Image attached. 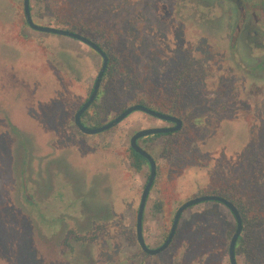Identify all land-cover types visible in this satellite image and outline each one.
<instances>
[{
  "label": "rangeland",
  "instance_id": "obj_1",
  "mask_svg": "<svg viewBox=\"0 0 264 264\" xmlns=\"http://www.w3.org/2000/svg\"><path fill=\"white\" fill-rule=\"evenodd\" d=\"M255 1L29 0L34 23L80 33L115 63L112 81L99 83L100 124L118 106L142 100L168 113L176 99L180 129L137 141L155 161L148 247L200 195L227 193L245 220H264V12ZM99 65L82 42L29 28L21 0H0V264H229L234 220L217 201L187 207L166 249L139 253L134 218L148 166L128 140L168 123L133 111L108 130L79 132L72 116ZM183 68L191 76L175 95ZM258 234L264 242V224Z\"/></svg>",
  "mask_w": 264,
  "mask_h": 264
},
{
  "label": "water",
  "instance_id": "obj_2",
  "mask_svg": "<svg viewBox=\"0 0 264 264\" xmlns=\"http://www.w3.org/2000/svg\"><path fill=\"white\" fill-rule=\"evenodd\" d=\"M21 7H22V14H23L24 22L29 28L33 30H37V31L59 34V35H63V36L76 39L82 42L83 44H85L86 46H88L95 53H97L100 57V65L96 72L94 81L92 83L91 90L89 94L87 95L86 99L74 111L73 116H72V122L79 132L83 134H96V133H100L102 131L108 130L112 128L113 126H115L118 122H120L123 118H125L129 113L133 111H141L145 113L146 115L172 123V125L170 126H158V127L156 126V127L141 128V129L134 131L129 136V140H128L129 148L133 152L140 155L146 161L147 166H148V175H147L146 181L139 194V199H138L136 212H135V219H134L135 241L137 242L139 249L145 254H149V255H153V254L159 253L160 251L164 250L169 244L174 234L178 218L181 212L185 208L191 205H194L196 203L202 202V201H217L221 203L222 205H224L229 210L232 217L234 218V222H235L234 229L227 243V259H228L229 264H236L235 257H234V245L241 231V218H240V215L236 207L229 200L219 195H216V194L200 195V196L193 197L191 199H188L180 203L176 207L172 215L169 230L164 240L157 247L151 248L146 245L143 239V236H142L141 222H142V214H143V209L145 206L146 198L148 195V191L150 189V186L153 182L154 175H155V161L146 150H144L137 144V139L140 137H144V136L152 135V134H166V133L175 132L181 127V119L174 115L162 113L157 110L151 109L145 105L134 103V104L127 105L126 107L121 109L118 113H116L112 118H110L109 120H107L106 122L98 126L90 127V126L84 125L80 120V115L89 107V105L92 103V101L95 98L102 74L105 70V67L108 61V57L106 53L101 49L99 45H97L92 40L86 38L85 36L81 35L80 33H77V32H74L68 29H64V28H57L53 26L40 25V24L34 23L30 15L29 0H21Z\"/></svg>",
  "mask_w": 264,
  "mask_h": 264
},
{
  "label": "trees",
  "instance_id": "obj_3",
  "mask_svg": "<svg viewBox=\"0 0 264 264\" xmlns=\"http://www.w3.org/2000/svg\"><path fill=\"white\" fill-rule=\"evenodd\" d=\"M247 0H242V2ZM255 6L259 7V10L264 12V0H256L254 3ZM87 38V37H86ZM104 51V50H103ZM105 52V51H104ZM106 53V52H105ZM259 66V64H257ZM115 71V63L111 62L108 58L107 66L102 74L101 81L102 80H109L112 81L113 74ZM191 74L189 71H187L185 68L181 69L177 73V79L175 80V86L172 89V92L177 95V89L179 88L180 84L182 83V80L186 77H190ZM100 87V86H99ZM97 90V93L95 95L94 100L89 105V107L80 115L81 122L84 123L85 120H88L90 124H88L90 127L98 126L100 125L101 121L105 118L107 114V108L106 104L103 101L102 93L103 91L101 89ZM174 95V96H175ZM176 97V96H175ZM173 100H176L175 98L172 99L171 107L173 108L175 106V103ZM138 104L145 105L147 107L152 108L151 106L145 104L142 100L137 102ZM170 107V114H173L172 108ZM123 107L118 106L113 108V111H116L117 109L120 111ZM176 108V106L174 107ZM159 112H162L160 109L152 108ZM86 125V126H88ZM171 134V133H167ZM161 135V134H159ZM130 149V148H129ZM131 153L135 158L138 160L146 162L140 155L133 152L130 149ZM138 166V163H135V167ZM217 195H220L228 200H230L234 206L236 207L242 221V229L241 233L238 236L236 243L234 245V254L241 255L244 264H264V242L259 238V229L264 224V220L261 217L252 218V220L248 221L245 220V213L246 210L240 203H237L235 200L230 198L227 193H215Z\"/></svg>",
  "mask_w": 264,
  "mask_h": 264
},
{
  "label": "flooded vegetation",
  "instance_id": "obj_4",
  "mask_svg": "<svg viewBox=\"0 0 264 264\" xmlns=\"http://www.w3.org/2000/svg\"><path fill=\"white\" fill-rule=\"evenodd\" d=\"M246 10L245 9H243L242 11H241V13L243 14H246L247 13V11L245 12ZM243 19H244V17H243ZM75 32V31H74ZM84 36V35H83ZM98 45V44H97ZM261 47H262V50H264V47H263V44H261ZM102 49V48H101ZM103 50V49H102ZM107 55V54H106ZM108 57V56H107ZM107 63H108V61H107ZM107 66V65H106ZM259 67V66H258ZM106 68V67H105ZM261 69H264V67H261ZM255 72V71H254ZM94 81V80H93ZM101 81V80H100ZM92 87V86H91ZM91 90V89H90ZM90 92V91H89ZM89 94V93H88ZM86 99V98H85ZM84 99V100H85ZM83 100V101H84ZM81 104V103H80ZM79 107V106H78ZM77 107V108H78ZM76 108V109H77ZM150 108V107H149ZM123 109V108H122ZM152 109V108H151ZM162 113H164V112H162ZM168 114V113H167ZM171 115H173V114H171ZM175 116V115H174ZM177 117V116H176ZM179 118V117H178ZM166 122V121H165ZM166 123H168V125L167 126H170V125H172V123H170V122H166ZM181 124H182V122H181ZM180 129V128H179ZM178 129V130H179ZM173 133V132H172ZM167 134V133H166ZM153 135V134H152ZM148 136V135H147ZM145 137V136H144ZM141 138V137H140ZM139 139V138H138ZM138 139H137V141H138ZM155 176V175H154ZM147 178V177H146ZM154 180V179H153ZM146 181V180H145ZM152 184H153V182H152ZM151 184V185H152ZM151 187V186H150ZM212 194H215V193H212ZM217 195V194H216ZM220 196V195H219ZM222 197V196H221ZM147 199V198H146ZM226 199V198H225ZM228 200V199H227ZM230 201V200H229ZM231 202V201H230ZM146 203V202H145ZM232 203V202H231ZM233 204V203H232ZM234 205V204H233ZM224 206V205H223ZM145 207V206H144ZM225 207V206H224ZM226 208V207H225ZM186 209V208H185ZM227 209V208H226ZM228 210V209H227ZM229 211V210H228ZM136 212V211H135ZM143 212H144V209H143ZM182 213V212H181ZM230 213V212H229ZM231 214V213H230ZM232 216V215H231ZM142 217H143V214H142ZM180 217V216H179ZM233 218V217H232ZM241 218V217H240ZM135 219V218H134ZM172 219V218H171ZM178 220H179V218H178ZM233 220H234V218H233ZM171 223V222H170ZM177 224H178V221H177ZM234 225H235V222H234ZM141 226H142V236L144 237V235H143V219H142V222H141ZM170 226V225H169ZM177 226V225H176ZM234 229V228H233ZM241 229H242V221H241ZM169 230V229H168ZM176 228H175V231H174V234H173V236H172V238H171V240H170V242L172 241V239H174V237L176 236ZM233 232V231H232ZM134 233V232H133ZM240 233H241V231H240ZM167 234V233H166ZM240 235V234H239ZM134 236V239H135V234L133 235ZM165 237H166V235H165ZM164 237V238H165ZM144 239V238H143ZM164 240V239H163ZM162 240V241H163ZM170 242H169V244H170ZM137 243V242H136ZM169 244L167 245V247L169 246ZM157 247V246H156ZM166 247V248H167ZM151 248H153V247H151ZM165 248V249H166ZM163 251V250H162ZM161 252V251H160ZM139 253H144V252H142L140 249H139ZM234 257H235V261H236V255L234 254ZM229 263V262H228ZM236 264H237V262H236Z\"/></svg>",
  "mask_w": 264,
  "mask_h": 264
}]
</instances>
